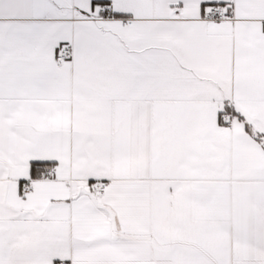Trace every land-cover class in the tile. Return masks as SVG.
<instances>
[{"label":"snow or ice","instance_id":"obj_1","mask_svg":"<svg viewBox=\"0 0 264 264\" xmlns=\"http://www.w3.org/2000/svg\"><path fill=\"white\" fill-rule=\"evenodd\" d=\"M0 264H264V0H0Z\"/></svg>","mask_w":264,"mask_h":264}]
</instances>
